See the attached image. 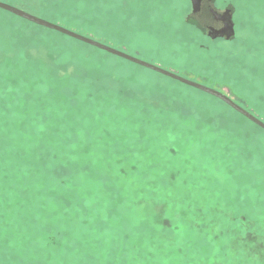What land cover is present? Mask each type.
Here are the masks:
<instances>
[{
    "label": "rangeland",
    "instance_id": "obj_1",
    "mask_svg": "<svg viewBox=\"0 0 264 264\" xmlns=\"http://www.w3.org/2000/svg\"><path fill=\"white\" fill-rule=\"evenodd\" d=\"M125 1L52 22L264 123V0ZM161 76L0 11V264H264V134Z\"/></svg>",
    "mask_w": 264,
    "mask_h": 264
},
{
    "label": "water",
    "instance_id": "obj_2",
    "mask_svg": "<svg viewBox=\"0 0 264 264\" xmlns=\"http://www.w3.org/2000/svg\"><path fill=\"white\" fill-rule=\"evenodd\" d=\"M201 1L202 0H190L191 2V7H192V13H197L200 10V5H201ZM0 10L5 11L9 14H12L22 20H25L29 23H32L36 26L51 30V31H55L57 33H60L64 36H67L71 39H74L76 41H79L81 43H84L86 45H89L93 48H96L100 51H103L105 53H108L114 57L120 58L122 60H125L127 62H130L134 65H137L139 67H142L144 69L150 70L154 73H157L159 75H162L166 78H169L171 80H174L176 82H179L180 84H183L185 86L191 87L195 90H198L200 92H203L213 98L218 99L219 101L223 102L225 105H227L229 108H231L233 111H235L236 113H238L239 115H241L242 117H244L245 119H247L248 121H250L251 123H253L254 125H256L257 127H259L260 129H262L264 131V123L259 120L258 118H256L255 116H253L251 113H249L248 111H246L245 109H243L242 107H240L239 105H237L232 99H230L227 95H225L224 93H221L213 88L207 87L205 85H202L200 83H196L193 81H190L188 79H185L173 72H170L168 70L162 69L158 66H155L153 64L147 63L145 61H142L136 57L130 56L124 52H121L117 49H114L112 47H109L103 43H100L94 39H91L89 37L80 35L74 31L68 30L60 25L48 22L44 19H41L39 17H36L34 15H31L21 9H18L14 6H11L9 4H5L0 2ZM228 12L225 13V16H228V24L223 28L221 33L224 32H230V36L234 35V29H233V24L231 21V15L230 13L227 14ZM230 36H227L226 38L229 39Z\"/></svg>",
    "mask_w": 264,
    "mask_h": 264
},
{
    "label": "trees",
    "instance_id": "obj_3",
    "mask_svg": "<svg viewBox=\"0 0 264 264\" xmlns=\"http://www.w3.org/2000/svg\"><path fill=\"white\" fill-rule=\"evenodd\" d=\"M23 2H25L26 0H22ZM35 2H36V4H38V9H35V5L34 4H32L31 3V0H30V2L29 1H27V5L26 6H24V5H20V6H18L17 8H19V9H21V10H23V11H25V12H27V13H29V14H31V15H34V16H36V17H39V18H41V19H44V20H46V21H48V22H52L53 20H55V18L57 17V15L59 14V13H57V12H53L54 10H56L58 7H60L59 6V3H60V0H34ZM66 2L67 1H71V0H65ZM77 1H79V0H77ZM127 1V0H126ZM126 1H125V4H126ZM121 2H122V0H121ZM123 2H124V0H123ZM14 2L12 1V2H10V5L11 6H13L14 4H13ZM241 6V5H240ZM1 11V10H0ZM2 12H4V13H6V14H9V13H7V12H5V11H2ZM9 15H12V14H9ZM12 16H14V15H12ZM56 16V17H55ZM92 16V15H91ZM14 17H16V16H14ZM17 18V17H16ZM20 19V18H19ZM25 21V20H24ZM82 22V24H84V22H85V20H81ZM25 22H27V21H25ZM27 23H29V22H27ZM53 23V22H52ZM30 25H32V26H34V27H37V28H40L39 26H36V25H34V24H32V23H29ZM62 26V25H61ZM79 28V27H78ZM79 29H81V31H82V29L83 28H79ZM54 33H55V31H53ZM56 34H58L57 32H56ZM95 35V34H94ZM94 39V38H93ZM72 40V39H71ZM96 40V39H95ZM73 41L74 42H76V44H78V45H81V46H83V47H85V48H88V49H91V50H93V51H95V52H97V53H101V54H105V55H108V56H110V57H112V58H117V57H114V56H112V55H110V54H108V53H105V52H103V51H100V50H98V49H96V48H93V47H91V46H89V45H86V44H84V43H81V42H79V41H75L74 39H73ZM97 41V40H96ZM264 46V42H262V40H260L259 38H257L256 40H255V38H253L252 40H249V47H250V51H251V53H253V54H255L257 57L260 55V54H262V53H259V51H264L263 49H262V47ZM228 53V52H227ZM229 55V54H228ZM117 59H119L120 61H122L123 63H126V64H130V65H132V66H135V67H138V68H140V69H143V70H145V71H147V72H149V73H151V74H155V75H158V76H161V75H159V74H157V73H153V72H151V71H149V70H147V69H144V68H142V67H139V66H137V65H134V64H132V63H130V62H127V61H125V60H122V59H120V58H117ZM250 71L251 72H253V71H255V70H258V69H256V68H253V67H250ZM161 77H163V76H161ZM259 79H262V81L264 82V77L260 74L259 75ZM165 78V77H164ZM186 87V86H185ZM188 88V87H187ZM191 89V88H190ZM194 90V89H193ZM201 93V92H200ZM203 94V93H202ZM204 95H206V94H204ZM206 96H208V98H211V99H213L214 101H217V102H219V103H221L222 105H224L225 107H227L230 111H232V112H234L237 116H239V117H241V118H243V119H245L244 117H242L241 115H239L238 113H236L235 111H233L232 109H230L227 105H225L223 102H221V101H219V100H217V99H215V98H213V97H211V96H209V95H206ZM262 101V100H261ZM247 122H249L247 119H245ZM253 127H255L257 130H259L261 133H263L264 134V131L262 130V129H260L259 127H257V126H255L254 124H252L251 122H249Z\"/></svg>",
    "mask_w": 264,
    "mask_h": 264
},
{
    "label": "flooded vegetation",
    "instance_id": "obj_4",
    "mask_svg": "<svg viewBox=\"0 0 264 264\" xmlns=\"http://www.w3.org/2000/svg\"><path fill=\"white\" fill-rule=\"evenodd\" d=\"M214 19L217 21L218 24H220L221 26L217 29H209V34L215 38H222L224 37L223 39H218V40H223L225 41V37L227 36H230V32H224V33H221L223 28L229 23L228 22V16L226 15H221V14H214ZM233 22L235 23V17L233 15Z\"/></svg>",
    "mask_w": 264,
    "mask_h": 264
},
{
    "label": "snow or ice",
    "instance_id": "obj_5",
    "mask_svg": "<svg viewBox=\"0 0 264 264\" xmlns=\"http://www.w3.org/2000/svg\"><path fill=\"white\" fill-rule=\"evenodd\" d=\"M148 162L147 161H145V163L144 164H138L137 165V167H144L145 166V164H147ZM122 167H123V165H121ZM133 171H135V169H133ZM150 178H153V177H150ZM156 179H158V177H155ZM153 191H155V189H153Z\"/></svg>",
    "mask_w": 264,
    "mask_h": 264
}]
</instances>
